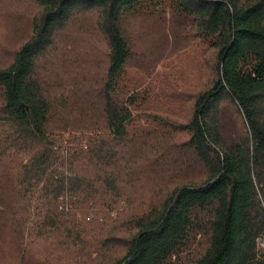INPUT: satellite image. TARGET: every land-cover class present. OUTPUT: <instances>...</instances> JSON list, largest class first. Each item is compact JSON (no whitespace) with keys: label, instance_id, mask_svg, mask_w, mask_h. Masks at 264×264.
Here are the masks:
<instances>
[{"label":"trees","instance_id":"16d2710c","mask_svg":"<svg viewBox=\"0 0 264 264\" xmlns=\"http://www.w3.org/2000/svg\"><path fill=\"white\" fill-rule=\"evenodd\" d=\"M0 264H264V0H0Z\"/></svg>","mask_w":264,"mask_h":264},{"label":"rangeland","instance_id":"374dc122","mask_svg":"<svg viewBox=\"0 0 264 264\" xmlns=\"http://www.w3.org/2000/svg\"><path fill=\"white\" fill-rule=\"evenodd\" d=\"M194 52L197 53L198 51H195V49H191V48L185 51L183 49L179 51V53H177V55L172 59L170 63L171 65L170 67L172 68L171 77L173 78V81H172L173 87L177 85V80H178L177 78H180L184 85L189 83L188 75L189 73H191V71L189 70L191 69V66L193 63ZM183 103L185 104L186 102L183 101ZM180 108L181 107H178V106L176 107L174 105L171 106L172 111L173 110L176 111ZM180 110H183V108H181Z\"/></svg>","mask_w":264,"mask_h":264}]
</instances>
